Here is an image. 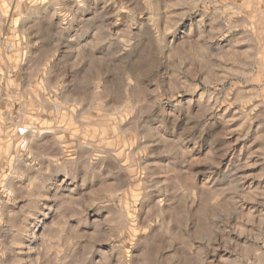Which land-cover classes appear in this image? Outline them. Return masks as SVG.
<instances>
[{"label": "rangeland", "instance_id": "obj_1", "mask_svg": "<svg viewBox=\"0 0 264 264\" xmlns=\"http://www.w3.org/2000/svg\"><path fill=\"white\" fill-rule=\"evenodd\" d=\"M0 264H264V0H0Z\"/></svg>", "mask_w": 264, "mask_h": 264}]
</instances>
